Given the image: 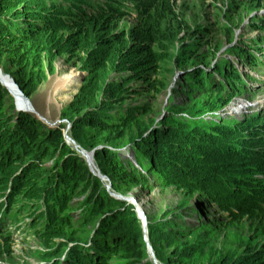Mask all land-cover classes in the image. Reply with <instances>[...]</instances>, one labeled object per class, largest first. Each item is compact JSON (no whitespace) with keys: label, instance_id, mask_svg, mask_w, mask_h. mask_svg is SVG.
<instances>
[{"label":"rangeland","instance_id":"374dc122","mask_svg":"<svg viewBox=\"0 0 264 264\" xmlns=\"http://www.w3.org/2000/svg\"><path fill=\"white\" fill-rule=\"evenodd\" d=\"M48 1L53 3L49 12L62 15L50 17L45 27L29 29L32 34L21 45L9 42L10 36L0 31L8 36L0 35V72L10 81L0 80V124H9L24 112L17 106L19 96L34 102L24 113L35 118L50 139L57 137L51 144L44 141L32 148L26 144L21 151L19 145L0 149V163L7 169L0 168V197L9 179L24 172L29 185L24 194L16 195L11 183L13 203L9 196L0 200V209L10 203L8 211L19 203L25 208L22 212L18 206L13 214L0 217V230L9 233L8 239L0 235V264H30L41 258L65 261L72 249L86 245L87 238L94 240L98 225L119 211L123 216L117 219V229L123 232L109 242L111 256L105 264H168L167 256L173 262L182 256L171 255L173 250H183L184 264H217L222 258L256 251L264 261V0H167L171 7L165 8L160 23L162 36L155 47L160 60L153 81L136 84L142 95L124 102L121 108L127 111L120 118H114L119 110L109 104L102 116L91 112L86 117L91 121L80 116L100 108L101 91L117 76V51L128 45L138 13L130 3L121 4L115 15L86 11L91 1L118 0H72V6L69 0ZM0 15L8 17L2 11ZM103 36L109 39L102 44ZM252 47L263 61L249 56ZM90 55L97 56L91 61ZM17 67L21 85L14 75ZM229 67L235 71L238 67L241 73L228 98L223 87H229L224 78ZM89 77L99 86L92 100L78 96ZM48 82L51 91L44 93ZM57 84L64 88L52 89ZM239 104L245 108L234 113ZM99 116L103 119L98 122ZM55 130L61 136H53ZM166 130L185 150L195 143L208 148L196 156L191 181L185 176L187 185L182 186L167 161H160L161 153L164 157L177 153ZM200 132L204 138L197 142L194 135ZM137 141L139 149L134 147ZM79 151L93 152L91 164L93 159L100 177ZM66 157L79 162L82 170L71 167L64 174L62 180L72 191L56 201L57 209L56 202L51 204L53 219L47 206L46 228L39 231L34 226L38 235L31 236L32 221L16 218L21 219V213L23 219L32 218L26 205L36 210V216L41 196L49 193L48 171H55ZM128 161L138 168L137 175L127 167ZM204 167L229 176L232 182L223 190L229 186L234 190L237 183L251 192L228 209L202 182ZM78 174L83 178L79 180ZM139 202L142 209L137 208ZM8 223H14L12 229ZM168 232L177 240L167 237Z\"/></svg>","mask_w":264,"mask_h":264},{"label":"trees","instance_id":"16d2710c","mask_svg":"<svg viewBox=\"0 0 264 264\" xmlns=\"http://www.w3.org/2000/svg\"><path fill=\"white\" fill-rule=\"evenodd\" d=\"M89 3L90 5L98 9L99 12H101L99 14L103 16L117 14L119 12L121 4L124 3H130L131 5H133V10L138 13L137 22L132 25L128 34L130 38L128 45L120 47L117 51V59L114 63V71L117 73V76L103 87L99 100L100 108L93 109L90 112L85 111L80 116L85 120L87 119L86 117H88L89 114L93 111L99 112L100 116H102L104 113H106V107L110 104L117 107L116 109L119 110L116 114H114V118H120L122 112L127 111V108H121L124 102H126L127 100H132L136 97H141L142 95L140 93V90H138L136 84L145 82L151 83V81H153L152 73L155 69V64L160 60L158 53L155 51V47L160 42V38L162 36L160 23L165 8H168L169 10L171 6L167 0H118L117 3H113L110 1H102L100 3H96L95 1H91ZM52 5L53 3H50L48 0H0V11H2L4 15L7 13L8 16L4 17L0 15V31L7 33L10 36V38H8L9 42L15 43L19 41L18 45H21L22 41L26 37H28V35L32 34L29 33V29H33L35 27H45L47 25V21H50L52 19L50 17L58 18L59 15H62V13H60L61 11L53 13L49 12V9L52 8ZM1 24L3 25V28ZM0 35L6 36L3 33H0ZM75 39L76 40L74 41L78 40L77 37H75ZM108 39V37L103 36L99 39V41L103 44L106 43ZM20 49L21 46L19 50ZM96 56L97 55H90V59H92L91 61H93ZM97 72L98 70H96V73ZM92 73L93 71L90 72V75ZM14 75L17 78V81L19 80L18 83L21 85L23 80L20 77L18 67L14 71ZM225 76L232 77V74L227 71L224 75V78ZM56 86V88L52 87V89L64 88L63 84H57ZM98 89L99 86L97 84V80L89 77L85 79L83 87L81 88L78 96H81L84 99L92 100L95 91H97ZM223 89L225 88L223 87ZM48 91H51L49 82L45 87L44 93ZM106 100L108 102H106ZM27 103L31 105L34 102L29 101ZM100 116L99 118L96 117L98 122L103 119ZM92 119L93 118H89V120L87 119V121H91ZM185 123L191 124V122L189 121L188 123ZM4 124L5 125L0 124V149L5 146L11 147L12 145H19L18 151H21L23 146L26 144L32 148L34 145H38L40 142L47 141V144H51L52 142H55L57 140V137L55 139L54 137L50 139L49 137L51 136H49L48 131L41 130V126L38 121L28 113L20 112L17 116H14V120L11 123ZM166 131L169 133V130ZM169 134L174 140L171 147L174 148L177 153L174 154L173 152H169L168 156L166 157H164L165 155L161 153L162 155L160 157V161H167L169 165L173 167V169L180 176L182 186H184L187 185L185 176L187 175L189 177L187 181L190 182L192 178V174L190 171L196 170V156H200V153L207 152L208 148H205L204 146L201 147L200 145H196L199 143H195L196 146H190L188 144L191 149L185 150V147L183 146L180 139L178 137H175L171 133ZM56 135L61 136L60 130H58L57 132L55 130V132H53V136ZM35 137L39 140H35L32 142V139ZM194 137L198 139L197 142H200L202 138H204L201 132L198 135H194ZM223 142L224 141H222L221 143ZM138 145L139 141L135 143L134 147H136V149H139ZM226 145L229 146L230 144ZM142 150L145 151L144 148ZM140 158L135 159L138 160ZM126 165L137 175V167L132 165L129 161L126 163ZM71 167H73L76 172L79 173L82 170V166L79 162H77L76 165L72 159L66 157L60 164H58L55 171H48V184L46 185V187L48 188L49 193L43 194L41 196V199L44 202L43 205L45 206V214L47 218V206L50 207V213L53 219L56 213L53 211V209H51V204L59 201V199L62 198L65 194H69L72 191V187L68 184H65L62 180L64 174L70 172ZM0 168H2L3 170L6 169L3 163H0ZM201 173V175H205L206 177L202 178V182L206 187L210 186L209 194H214L219 202L225 203L228 209L237 205V198H240L243 194L245 195L251 192L250 190H243L245 184L237 185V183H235L236 187L234 190H231L230 186L228 190H223V186L228 185V182H232V180H230L229 176L223 173H218L217 171L209 167L202 168ZM78 176L79 180L83 178L82 174H78ZM27 177L28 172H24L23 176L20 178L9 179L10 186L12 183V185L14 186L13 188L16 189L14 191V194L17 195L25 193V190L27 189V187H29V185L26 186ZM22 187L23 189H21ZM5 189L6 187L2 188V190ZM225 191V198H223L222 193ZM11 192L12 187H10V195ZM67 200H69L68 197L66 201ZM256 203H258L257 200L255 201V204ZM242 206L248 208L247 204L244 202ZM55 208H58V202H56ZM121 216H123V213L119 211L116 216L111 219H106L104 223L102 221L101 224L98 225L95 231L96 237L94 238V240H91V246L89 248L92 251V254L88 253L90 250H73L68 255L65 264H75L77 262H79V264H105L106 260H108V258L111 256V252L109 250L111 244H109V242L113 239L117 241L119 234L123 232V230L117 229V225H119L120 222V220L117 219ZM51 224L53 225L54 223L51 222ZM166 236L171 239L177 240L175 236L173 234H170L169 232L166 233ZM171 255L183 256V250H173ZM257 255V251L242 253L230 259L222 258L218 260L217 264H264V261H260L261 258L257 257ZM182 256L179 257L180 259H177L175 262H173L170 256H167L165 262H167L168 264H184V259L182 258ZM83 258L86 259L85 263L82 262Z\"/></svg>","mask_w":264,"mask_h":264},{"label":"clouds","instance_id":"9594fccd","mask_svg":"<svg viewBox=\"0 0 264 264\" xmlns=\"http://www.w3.org/2000/svg\"><path fill=\"white\" fill-rule=\"evenodd\" d=\"M68 4L69 5H73V1L72 0H69V2H68ZM83 7H87L86 5H83ZM75 8V7H74ZM74 8H72L71 10H74ZM70 10V11H71ZM86 11L89 13V14H94L95 13V11H96V8L94 7V6H92L91 5V7H87L86 8ZM250 55L249 56H253V57H256V58H258L259 60H261V61H263L260 57H258L257 56V54H256V52H259L260 53V51L259 50H257L256 51V48H253L252 47V49H250V50H248L247 51ZM261 55V54H260ZM262 57L264 56V55H261ZM264 62V61H263ZM237 69H238V71H235V69H233V68H231V67H229L228 68V72H230L231 74H232V77H226L225 76V78H226V83H228V85H229V87L228 88H225L226 90H228L229 91V95L227 96L228 98L229 97H231V96H233V88L236 86V85H238L237 84V82H235L234 81V78L236 77V74H240L241 73V71H240V69L237 67ZM226 70H225V73H224V75L226 74V72H227ZM234 81V82H233ZM249 86V85H248ZM225 89H223V90H225ZM231 100V99H230ZM230 100H228V102H230ZM238 106H243L242 104H239ZM230 110V109H229ZM22 111H24V109H22ZM231 111V110H230ZM24 112H26V111H24ZM230 113V112H229ZM231 146H234V144H230ZM10 181L8 182V184H7V186H6V191H5V193H4V195L2 196V197H0V200H2V199H4L6 196H9L10 197V201L13 203V197L10 195ZM12 203H10L9 204V206L8 207H6V208H1L0 209V217H6L7 215H11V214H13L16 210H17V207L18 206H20L21 207V210H22V212H23V210L25 209L24 208V206H23V204L22 203H19L18 205H16L15 206V208H14V211L13 212H11V211H8V208L12 205ZM43 201H42V199H41V206H40V211H38L37 212V214L38 213H41V219H40V221L37 219V214H36V216L34 215V212H36V210L35 209H32L30 206H28V205H26V207H27V210H28V212H29V214L30 215H32V218L31 217H26V218H24L23 219V214L21 213V219L19 218V217H17L16 218V222L17 221H20V220H22V221H24V220H30V221H32V225H31V227L28 229V233H29V235H31V236H35L34 234H36V235H38L37 234V229L40 231V230H43V229H45L46 228V226H47V224H48V219H47V216H46V214H45V206L43 205ZM35 224V225H34ZM13 226H14V223H8V229H12L13 228ZM34 226H37V229H35V227ZM2 233H4V236H3V238H5V239H8V237H9V233H8V230L5 228L4 230H0V235L2 234ZM74 245V243H69V247H72ZM90 246H91V239H90V237L89 238H87V242H86V245L84 246V247H81V249H72V250H90L89 248H90ZM65 251H68V250H65ZM41 252H43V251H41ZM88 253H90V254H92V251L90 250ZM45 257H47V256H45ZM68 257V256H67ZM42 260H38V261H36V263H30V264H65V262H66V260H67V258L65 259V261H61V262H57V261H55V260H50V261H47V259L45 260V259H43V258H41ZM84 259V260H83ZM82 259V262H86V259L85 258H83ZM44 260V261H43ZM84 262V263H85ZM75 264H79V262H77V263H75Z\"/></svg>","mask_w":264,"mask_h":264},{"label":"bare ground","instance_id":"6f19581e","mask_svg":"<svg viewBox=\"0 0 264 264\" xmlns=\"http://www.w3.org/2000/svg\"><path fill=\"white\" fill-rule=\"evenodd\" d=\"M256 54H258V52L256 53ZM75 76H76V83L74 84V85H76L77 83H78V75L77 74H74ZM4 80V82H6V83H8V84H10V81L7 79V81L2 77V73L0 72V80ZM2 80V81H3ZM71 87H73V86H71ZM14 88L17 90V91H19L18 90V88L14 85ZM20 92V91H19ZM16 95L18 96V93L16 92ZM17 106L19 107V108H23V109H28L29 108V104L24 100V99H21V98H19V96H18V98H17ZM241 102V101H240ZM245 108V105H243V106H238L237 105V108H236V110L234 111V113H237V112H240L241 110H243ZM80 152V151H79ZM80 154L83 156V158L85 159V161H86V163L88 164V167L92 170V172H95L99 177H100V172L98 171V169H97V167L95 166V164H94V162H93V159H92V163H93V165L91 164V158L93 157V155H92V152H90L89 154H84L83 152H80ZM98 172V173H97ZM103 180V179H102ZM136 205H137V208H141V204H140V202L139 203H136ZM142 209V208H141ZM143 211V210H142ZM139 213H141V212H139ZM142 215H143V213H142ZM13 244V243H12Z\"/></svg>","mask_w":264,"mask_h":264},{"label":"water","instance_id":"95a60500","mask_svg":"<svg viewBox=\"0 0 264 264\" xmlns=\"http://www.w3.org/2000/svg\"><path fill=\"white\" fill-rule=\"evenodd\" d=\"M24 111H26V110H24ZM92 152V151H91ZM92 154H93V152H92Z\"/></svg>","mask_w":264,"mask_h":264}]
</instances>
